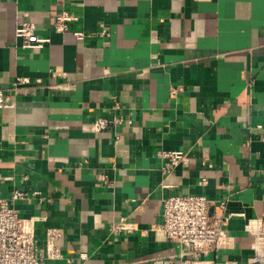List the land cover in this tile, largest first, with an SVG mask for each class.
Returning a JSON list of instances; mask_svg holds the SVG:
<instances>
[{"label": "crops", "instance_id": "0c3cea01", "mask_svg": "<svg viewBox=\"0 0 264 264\" xmlns=\"http://www.w3.org/2000/svg\"><path fill=\"white\" fill-rule=\"evenodd\" d=\"M62 11L78 19L58 33ZM24 21L49 42L22 47ZM0 89L10 103L0 201L31 220L39 248L58 233L61 256L44 264L193 260L155 229L164 199L188 194L228 217L225 244L203 260L253 255L246 225L264 227V0H0ZM113 117L122 122L94 128ZM165 151L186 163L163 172ZM122 219L134 231L114 232Z\"/></svg>", "mask_w": 264, "mask_h": 264}, {"label": "built area", "instance_id": "2783aa9c", "mask_svg": "<svg viewBox=\"0 0 264 264\" xmlns=\"http://www.w3.org/2000/svg\"><path fill=\"white\" fill-rule=\"evenodd\" d=\"M76 15L62 11L52 25L53 31L63 33L68 30L69 23L76 21ZM15 35L21 41L24 48H41L49 42V38L35 33V25L24 21L15 29ZM77 39L85 38L83 32H74ZM27 82L26 78H18L13 83ZM6 94L0 89V108L9 107L10 103ZM122 122L120 117L112 119L99 118L94 123L96 130L106 128L108 125H118ZM130 123V120L127 121ZM161 156L166 159L162 167L163 172H169L171 168L180 163H186L187 157L183 151H165ZM22 196L20 192H14L13 198ZM220 202L218 209L222 208ZM228 217L215 212H210V200L204 195H177L170 196L163 201V220L155 229H159L165 238L172 239L184 246L193 260L176 262L170 258H157L150 264H222L206 261L201 258L209 251L215 250L225 244L226 233L223 227ZM135 227L122 219L112 227L116 233H131ZM247 231L253 235L251 248L253 255L246 264H264V227L256 219H251L246 225ZM58 233L47 231L45 247L39 248L34 227L31 220L24 219L5 201H0V264H44L45 259L60 257L59 250L54 241ZM232 264V263H223Z\"/></svg>", "mask_w": 264, "mask_h": 264}]
</instances>
